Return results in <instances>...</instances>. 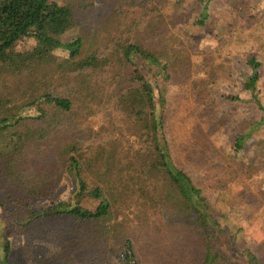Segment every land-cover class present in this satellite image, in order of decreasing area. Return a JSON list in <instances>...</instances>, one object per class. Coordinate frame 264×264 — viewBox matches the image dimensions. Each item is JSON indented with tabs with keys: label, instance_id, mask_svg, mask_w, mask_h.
<instances>
[{
	"label": "trees",
	"instance_id": "obj_1",
	"mask_svg": "<svg viewBox=\"0 0 264 264\" xmlns=\"http://www.w3.org/2000/svg\"><path fill=\"white\" fill-rule=\"evenodd\" d=\"M106 1L110 6L97 10L94 0H0L4 230L14 226L15 234L47 241L61 264H155L160 252L151 242L139 245L134 215L138 226L164 224L180 240L168 246L166 254L177 250L172 264H264L244 230L222 228L208 206L211 189L229 212L234 199L222 193L225 183L244 173L225 171L228 177L217 179L218 172L200 187L178 168L167 138L169 97L189 91L203 104L214 85L216 64L210 72L205 68L203 81H191L189 73L191 55L200 52L198 33L216 0ZM130 9L138 15L132 18ZM107 19L111 30L95 44ZM25 39L35 45L14 52ZM60 48L68 57L57 62L52 51ZM245 64L251 74L242 88L254 92L261 64L254 56ZM16 96L26 102L13 114L8 106ZM93 117L101 118L99 127ZM197 134L183 150L185 162L217 153ZM245 138L240 132L233 140L234 161ZM59 177L73 181L68 199L33 210L34 199L53 196ZM177 198L183 207L172 206Z\"/></svg>",
	"mask_w": 264,
	"mask_h": 264
},
{
	"label": "rangeland",
	"instance_id": "obj_2",
	"mask_svg": "<svg viewBox=\"0 0 264 264\" xmlns=\"http://www.w3.org/2000/svg\"><path fill=\"white\" fill-rule=\"evenodd\" d=\"M51 1L58 4L64 2ZM94 2L97 10H105L110 6V2L106 0ZM209 11L211 17L206 27L197 32L201 35L197 40L200 52L191 55L189 74L191 81H203L205 68L207 67L210 72L216 64L212 79L214 85L203 104L196 103L190 97L189 91L187 93L176 90L178 94H173V98L169 97L171 113L167 122L170 126L167 138L171 142L172 157L178 168L200 187H208L212 183L211 180H216L213 175L218 172L221 177L217 179L228 177L223 176L225 171L244 173L240 175L238 183L233 181L225 183L228 189L222 193L232 195L231 199H234L229 212L224 209L221 195L212 192L211 189L206 191L208 206L219 216L222 228L231 230L233 226L241 227L264 260V122L261 121L264 114V0H216L211 4ZM129 12L134 18L139 10L130 9ZM112 24L106 20L95 44L105 42ZM34 45L33 39H25L13 51H23ZM52 53L57 62L65 61L68 57V51L62 48L55 49ZM251 56L261 64L254 92L242 88L246 77L251 74L250 68L245 64V60ZM206 59L208 64L204 65ZM25 100L26 97L16 96L8 106L11 113H19L25 105ZM91 123L94 127H99L101 118L93 117ZM198 132L203 133L205 142L214 147L217 153L215 155L209 153L206 156L198 154L185 162L183 150L194 141L195 136L199 135ZM240 132L245 135L246 144L244 143L243 152L238 153L237 160L234 161L235 151L232 144ZM250 160L253 162L248 167L247 163ZM55 183L56 191L53 196L34 199L33 210H40L68 199L73 181L59 177ZM160 186L161 192H169V187L163 184ZM236 195L240 197L236 198ZM182 202L180 198L173 199L172 206L183 207ZM139 207L136 206L134 209L137 210ZM131 218L134 220L133 225L136 226L134 231L139 235V245L151 242L156 251L160 252V257L157 258L156 255L155 264L171 263L172 256L176 255L177 250L166 254L167 250L178 247L180 240L167 230L164 224L151 229L145 223L138 226L134 215ZM15 229L13 226L4 230L0 221V264H4L6 243H9L7 264H61L54 260L57 249L52 244L32 237L29 233L15 234ZM225 240H228L226 235ZM168 246L171 247L168 249ZM226 250L228 251V248Z\"/></svg>",
	"mask_w": 264,
	"mask_h": 264
}]
</instances>
